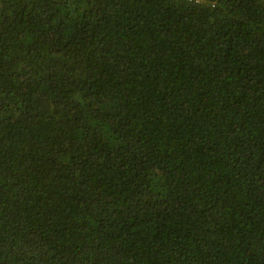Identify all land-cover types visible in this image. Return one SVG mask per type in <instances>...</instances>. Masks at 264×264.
I'll return each mask as SVG.
<instances>
[{
	"label": "trees",
	"instance_id": "trees-1",
	"mask_svg": "<svg viewBox=\"0 0 264 264\" xmlns=\"http://www.w3.org/2000/svg\"><path fill=\"white\" fill-rule=\"evenodd\" d=\"M0 264H264V0H0Z\"/></svg>",
	"mask_w": 264,
	"mask_h": 264
}]
</instances>
